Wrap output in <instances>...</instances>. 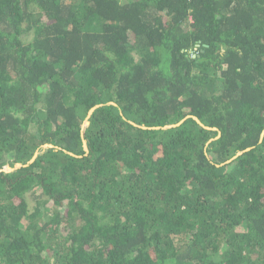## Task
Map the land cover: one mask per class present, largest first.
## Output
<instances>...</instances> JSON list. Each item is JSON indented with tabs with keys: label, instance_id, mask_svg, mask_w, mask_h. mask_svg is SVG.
Instances as JSON below:
<instances>
[{
	"label": "trees",
	"instance_id": "obj_1",
	"mask_svg": "<svg viewBox=\"0 0 264 264\" xmlns=\"http://www.w3.org/2000/svg\"><path fill=\"white\" fill-rule=\"evenodd\" d=\"M17 165L0 264H264V0H0Z\"/></svg>",
	"mask_w": 264,
	"mask_h": 264
},
{
	"label": "water",
	"instance_id": "obj_2",
	"mask_svg": "<svg viewBox=\"0 0 264 264\" xmlns=\"http://www.w3.org/2000/svg\"><path fill=\"white\" fill-rule=\"evenodd\" d=\"M100 106V105H99ZM99 106H95L94 108H92L89 112H88V117L93 113V111L97 108V107H99ZM193 118V120H195L200 126H202V127H204L203 126V124L197 119V118H195V117H192ZM183 121H181L180 123H178V124H176V125H170V126H165V127H163L164 129H166V128H170V127H175V126H178L179 124H181ZM85 124H87V123H85ZM205 129H208V130H216V129H213V128H206V127H204ZM52 146L51 145H44V146H42V149H45V148H51ZM82 147H83V150L87 153L88 152V148H87V144H86V142H85V140H82ZM250 149H246V150H244V151H242V152H238L236 155H235V157L234 158H236L237 156H239V155H241L243 152H245V151H249ZM37 155H38V152H36L35 154H34V156L31 158V160L26 164V165H28V164H31L35 159H36V157H37ZM233 158V159H234ZM232 160V159H231ZM231 160H229L228 162H226V163H229ZM25 165V166H26ZM22 166L21 165H17V166H15L13 169H11L10 167H6L5 169H3V170H0V172H12V171H14V170H17V169H19V168H21Z\"/></svg>",
	"mask_w": 264,
	"mask_h": 264
},
{
	"label": "rangeland",
	"instance_id": "obj_3",
	"mask_svg": "<svg viewBox=\"0 0 264 264\" xmlns=\"http://www.w3.org/2000/svg\"><path fill=\"white\" fill-rule=\"evenodd\" d=\"M31 209H32V208H31ZM31 209H30V210H31ZM33 264H38V263L35 261Z\"/></svg>",
	"mask_w": 264,
	"mask_h": 264
}]
</instances>
